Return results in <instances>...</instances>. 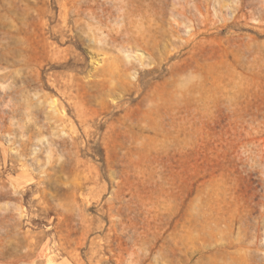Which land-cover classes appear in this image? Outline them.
Returning <instances> with one entry per match:
<instances>
[{"label":"rangeland","instance_id":"obj_1","mask_svg":"<svg viewBox=\"0 0 264 264\" xmlns=\"http://www.w3.org/2000/svg\"><path fill=\"white\" fill-rule=\"evenodd\" d=\"M0 264H264V0H0Z\"/></svg>","mask_w":264,"mask_h":264}]
</instances>
